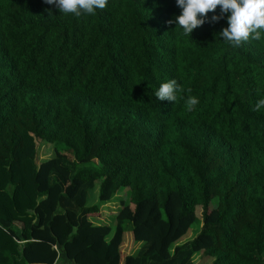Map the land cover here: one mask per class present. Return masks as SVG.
Listing matches in <instances>:
<instances>
[{
  "label": "trees",
  "instance_id": "obj_1",
  "mask_svg": "<svg viewBox=\"0 0 264 264\" xmlns=\"http://www.w3.org/2000/svg\"><path fill=\"white\" fill-rule=\"evenodd\" d=\"M180 11L0 0V264H264V33L234 48L219 7L191 36L167 23ZM171 79L176 101L158 100ZM39 144L55 155L38 163ZM122 191L115 230L95 224Z\"/></svg>",
  "mask_w": 264,
  "mask_h": 264
},
{
  "label": "clouds",
  "instance_id": "obj_2",
  "mask_svg": "<svg viewBox=\"0 0 264 264\" xmlns=\"http://www.w3.org/2000/svg\"><path fill=\"white\" fill-rule=\"evenodd\" d=\"M44 3L54 5L65 16L81 17L94 15L98 9H105L108 0H44ZM176 5L181 9L180 14L167 23L179 26L185 35L191 36L195 29L206 22L208 14L215 13L219 7V15H212L210 22H219L226 16L227 27L218 33L226 44L238 48L245 42L262 39L264 0H176ZM178 90L177 81L171 79L159 86L155 96L160 101L175 102ZM188 91L191 92V89ZM198 103L196 97L189 96L186 100L188 111H192ZM261 108H264V98L257 101L254 111Z\"/></svg>",
  "mask_w": 264,
  "mask_h": 264
},
{
  "label": "rangeland",
  "instance_id": "obj_3",
  "mask_svg": "<svg viewBox=\"0 0 264 264\" xmlns=\"http://www.w3.org/2000/svg\"><path fill=\"white\" fill-rule=\"evenodd\" d=\"M55 155V150L54 146L51 144H39V150H38V163H41L44 160H47L49 158H52ZM99 193H100V181L97 182L96 187L90 191L89 198H88V204L89 205H94V204H99ZM129 193L127 191H122L120 192L119 196L115 198V201H111L108 204H104L101 206V210L98 216H91V220L95 224H108L113 227L115 230L116 226V215L121 207L119 204L121 199L129 201L128 197ZM218 204V199H215L213 203L211 204L212 208H215ZM201 209L199 208L198 210V215L201 216ZM201 218H199L193 226L190 228L188 233L180 239L177 243L182 244L184 242H187L194 237L197 236V234L201 230ZM130 222L126 223V232H125V242L123 244V252L124 253H129L133 254L136 252V249H138L142 243L140 244H135L134 243V238H133V233L130 230ZM131 252V253H130ZM198 264H210L211 259H209L207 256L204 254H199L195 257L194 260Z\"/></svg>",
  "mask_w": 264,
  "mask_h": 264
},
{
  "label": "crops",
  "instance_id": "obj_4",
  "mask_svg": "<svg viewBox=\"0 0 264 264\" xmlns=\"http://www.w3.org/2000/svg\"><path fill=\"white\" fill-rule=\"evenodd\" d=\"M131 253V252H130Z\"/></svg>",
  "mask_w": 264,
  "mask_h": 264
}]
</instances>
